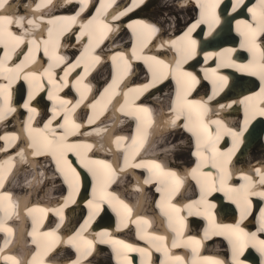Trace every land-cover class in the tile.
I'll return each mask as SVG.
<instances>
[{
  "label": "bare ground",
  "instance_id": "obj_1",
  "mask_svg": "<svg viewBox=\"0 0 264 264\" xmlns=\"http://www.w3.org/2000/svg\"><path fill=\"white\" fill-rule=\"evenodd\" d=\"M126 1H130L128 6ZM162 1L88 0L81 11V0H45V7L40 9L36 6L41 0H8L0 9V15L24 17L23 27L7 26L22 42L17 44L5 35L0 43L5 69L0 70V84L7 87V107L14 109L0 120V137H4L0 139V264H13V259L6 257L14 258L15 264H72L78 258L80 264H105L103 253L109 254V264H126V258L132 264H178L175 257L182 258L180 264H207L206 258L234 264L229 240L223 248L219 238L206 235L209 215L218 226L240 223L246 232L257 231L264 205L258 209L252 206L251 215L241 221L236 200L244 195V176H251L255 190L262 191L255 169L264 162V116L256 114L264 110V95L260 94L264 87L260 72L264 46L253 30L259 20L258 29L264 37L263 13L256 11L264 8L254 7V0L253 4L223 0L221 7V0H164L169 5L174 1L175 9L185 12L196 6L195 17L168 22L169 16L159 20L147 13L151 3ZM135 10L139 16H129ZM28 20L34 23L28 24ZM104 24L111 30L104 29ZM193 25L197 26L190 38L186 37ZM160 31L167 36H160ZM253 33L258 47L253 45ZM108 34L110 40L104 44ZM153 36L157 37L155 44H148ZM236 39L244 47L241 42L235 45ZM190 40L199 45L195 55H190ZM146 43L149 52L142 50ZM183 49L185 54L176 58L173 52ZM226 49L233 51L227 53ZM5 50L10 59H4ZM117 53H123L127 63ZM244 53L245 61L240 60ZM97 56L99 61L94 59ZM150 57L164 61V66H159L163 75L158 73L155 81L153 70L158 66ZM21 62L27 67L16 78V66ZM177 62L182 72L191 73L199 83L180 76L175 71ZM130 66L133 72L126 77ZM169 68L173 70L170 75ZM144 85L151 87L145 91ZM232 87L246 91L228 93ZM24 88L25 93L20 92ZM178 91L181 101L188 92V99L206 102L208 111L193 108L191 120L187 111L177 119L173 105ZM29 92L34 97L30 107L36 109L35 113L23 108ZM4 95L0 94V107H4ZM61 100L69 103L62 105ZM144 108L148 111H141ZM53 109L58 113L55 120ZM89 119L94 122L89 124ZM174 119L175 125L171 123ZM49 120L52 123L45 129ZM185 124L198 131L208 128L211 138L203 134L198 147L196 133L188 131ZM229 130L243 134L234 139ZM62 135H67V141H60ZM58 143L78 145L76 151L67 153L79 173L78 181L61 170L65 169L63 160L57 164L53 153ZM180 154H190V159L180 160ZM81 157L112 165L115 175L104 164H94L90 165L97 173L94 177L80 164ZM138 164L144 166L136 167ZM222 178L224 191L219 190ZM60 186L68 192H55ZM81 186L87 193L81 195ZM213 187L217 190L206 199L214 208L193 204L200 201L202 192ZM230 189L240 191L231 193ZM162 193H167V198ZM248 198L254 202V196ZM89 201H93V207H89ZM189 204H193L192 215L186 207ZM233 210L234 219L224 218ZM196 211L207 214L196 215ZM90 213L94 215L90 217ZM85 221L88 224L82 230ZM132 229L140 241L129 236L121 240L114 235L116 230ZM217 230L220 234L221 229ZM205 239L207 242H203ZM262 239L264 233L257 232V241L246 240L244 257L248 255L253 262L240 258L244 264H264V255L258 250V240ZM116 241L146 252H129ZM173 242L176 247H172ZM89 257L94 261L88 262Z\"/></svg>",
  "mask_w": 264,
  "mask_h": 264
},
{
  "label": "snow or ice",
  "instance_id": "obj_2",
  "mask_svg": "<svg viewBox=\"0 0 264 264\" xmlns=\"http://www.w3.org/2000/svg\"><path fill=\"white\" fill-rule=\"evenodd\" d=\"M68 2H71V0H68ZM142 2H143V0H141V3ZM237 3H242V0H237ZM7 4H8V0H0V9H4ZM81 4H82L81 11H84V8L88 4V0H81ZM260 6L262 8H264V0H260ZM36 7H37V9L45 7V0H41V3L37 4ZM233 10H235V8ZM249 11H253V10L249 9ZM98 12H99V9H98ZM124 14L125 13H121V15H124ZM77 15H79V13H77ZM70 19H72L74 21L75 17H71ZM95 19L96 18L94 17L93 20H95ZM113 19H118V17L114 16ZM254 19H255V16H254ZM261 21L264 22V14L261 15ZM27 23L33 24L34 22L32 20H28ZM88 23L92 24L93 21H89ZM10 25H19L20 27H23L24 26V17H20L17 19L14 17H8V16L0 15V43L4 42L5 35L16 40L17 44L22 42L20 37L14 36L13 33L8 30L7 26H10ZM196 26L197 25H193V27L189 29L188 33H185V36L190 38V33L195 29ZM103 27H104V29L111 30L110 26L108 24H104ZM251 27H252V25H249V28H251ZM83 34L84 33L82 32V35ZM251 39H252L253 45L258 47V45H255V33H253ZM46 45H47V42H45V48H44V54L45 55L48 54V49H47ZM190 45H191L190 55H195L196 41L190 40ZM39 47H40V45L38 43H36V48L39 49ZM241 47H244V45L242 44ZM231 51H233V50L232 49H226L225 50V52H227V53H230ZM30 52H31V50H30ZM117 56H119L121 59H125L123 53H117ZM117 56H113L112 59L116 60ZM137 58H139V57H137ZM4 59L5 60L10 59V56H9L7 50H5ZM94 59L96 61H99L100 57L97 56ZM148 59H151L152 61H154L155 64L158 66L157 68H155L153 70V78L155 81L159 78L157 75L158 73L160 75H163L161 67H159V66H164V61L158 60L156 57H150ZM27 60H28V57L26 56L25 61H27ZM125 63H127L126 59H125ZM3 65H4V60H0V70H5L3 68ZM76 66H78V65H76ZM26 67H27V64L25 62H21L20 65L16 66V70H15L16 71V78H19L20 73L23 72ZM165 67H167V66H165ZM7 71H12V70L7 69ZM172 71L173 70L171 68H169L168 74L169 75L172 74ZM175 71L177 73H179L180 76H182V77L190 78V81L192 83H199V81L196 79V77L193 76L191 73L181 71L180 62H177ZM260 72H261V80L264 81V62H262L260 64ZM49 76H51L50 72H49ZM25 78H27V76H25ZM221 79L223 80L226 78L221 77ZM114 83H115V81H114ZM178 83H179V81H178ZM109 87H111V85ZM149 87H151V85H144L142 90L146 91ZM105 91H107V89ZM6 93H7L6 85L0 84V94H5L4 95V107H0V120H3L8 112L14 111V109H10L7 107V104L9 101V96ZM260 94L264 95V87H261ZM188 95H189V93L186 92L184 94L183 100L181 101V93L179 91L177 92L176 103L173 105V111L176 112V114H177L176 118L177 119H179V117L181 115H183L185 111H187L188 112V118H189V120H191L193 108H198V109L202 110L203 113H206L208 111L206 102L199 101V100H190V99H188ZM214 95H215V93H214ZM52 98H53L52 95L49 94V99H52ZM212 98L213 97L210 96L208 99L211 100ZM33 99H34V97H33L32 93L29 92L28 100L23 104V108L28 109L31 113L36 112L35 108L30 107V103ZM60 103L62 105H65L69 102L61 100ZM141 111L147 112L148 109L144 108V109H141ZM256 114L264 116V110H261ZM57 115H58V113L56 112L55 109H53V118L52 119L55 120ZM93 122L94 121L92 119H89V124H91ZM51 123H52V120H49L48 123L44 125L45 129H47ZM66 123H67V120H66ZM171 123L173 125H175L176 120L175 119L172 120ZM212 123L219 124L220 122L219 121H213ZM247 123H248V121L246 119L245 124L247 125ZM59 127L61 129H63L64 125H59ZM76 127L79 128L80 126L77 125ZM185 128H187L188 131H192V132L196 133L197 141H198V147H199V144L201 142V138H202L203 134H207L209 139L211 138L210 130L206 127L201 128L198 131L196 128L190 127L188 124H185ZM97 131H99V130H97ZM229 134L232 135L234 139H237L238 137H240L243 134V132L242 131L241 132H233V131L229 130ZM0 139H4V137H0ZM13 139H14V137H13ZM59 139H60V141H67V135H62V136H60ZM49 143L52 144L51 141ZM77 147H78V145H75V144L58 143L55 145V149H54V153H53L54 158L57 160L58 165L60 164V161L63 160L64 165H65V169H61V170L62 171L66 170V175H69L73 181H78L79 173H77L76 169L74 167H72L71 162L68 161L67 153L76 151ZM85 147L91 148V145H86ZM232 151H233V149L229 150V155H231ZM197 154L199 155V153H197ZM77 155H79V153H77ZM79 162L81 165H83V167L88 168L89 171H92L94 177L96 176L97 173L93 168L90 167V165H94V164H104L105 167L108 168L109 170H111L112 174L115 175V169H112V165L106 164L103 161H93V160L87 159V157H81ZM125 164L127 165V157H125ZM143 166L144 165H139V164L136 165V167H143ZM156 167H159V165H156ZM193 171H195V170H193ZM255 171L260 177V179H259L260 187L264 188V162H262L261 168H257V169H255ZM243 178L246 181V184L241 186V189L244 190V195L242 196L241 199L236 200V203H237L238 207H240V210H241V221H243L247 216L251 215V201L249 200L248 197L249 196H259L261 198H264V191H256L255 190L256 184L253 181L251 176H244ZM145 183H148V181H145ZM221 184H222V186L219 190L224 191L223 178H222ZM216 190L217 189L213 187V188H210L206 192H202L200 201L193 202V204H202L207 209L214 208L215 205L209 203L207 201L206 197L208 195H211V192L216 191ZM239 191H240L239 189H230L229 190V192H231V193H237ZM93 193L95 196V189L93 190ZM226 195H228V199H230V200L233 199L232 195H230L228 193H226ZM119 203L121 205H123L124 208H127V205L123 204V201H120ZM193 204L186 205V207L189 209V215L193 214L191 211L193 208ZM93 206H94L93 201H89V207H93ZM95 207L98 209L99 205H95ZM176 211H179V210L177 209ZM195 214L196 215H206L207 213H202L200 211H196ZM92 215H94V213H90V217ZM208 218H209L210 223H214V217L209 215ZM258 223H259V227H258L257 231L251 232V233L246 232L244 230V228H242L240 226V223H237L235 225L216 226V227L221 229L220 234H226L227 235L229 242L232 245V259L234 261V264H244V262L240 259V257L243 255L244 249L247 247L246 240L257 241V232L264 233V208L260 209V215H259ZM87 224H88V221H85V224L81 226L82 230L87 226ZM77 235H79V233ZM101 235L102 236L106 235V233H102ZM177 235H181V233L178 231ZM206 235H207V233H206ZM141 239H143V237H141ZM157 239H163V238L158 237ZM192 240L194 242L198 243V241H195V238H192ZM70 242H71V240H70ZM90 243L91 242H89V244ZM115 243L122 244L123 248L129 252H140L142 254L146 252V250L144 248H137V247H134L130 244H124L122 241H116ZM258 245H259V248H258L259 252L261 253V255H264V239L258 240ZM172 247H176L175 242H173ZM160 250H161L160 248H157V251H160ZM164 251H165V254L167 255V249H164ZM193 251H195V249H193ZM87 254L90 255L91 251H89ZM6 259H13V264H15L14 258L6 257ZM206 259H207V264H224V262L221 260H216V259H212V258H206ZM175 260L178 262V264H180L182 258L181 257H175ZM72 264H80L79 258L75 261H72ZM126 264H132V261L128 260L126 258Z\"/></svg>",
  "mask_w": 264,
  "mask_h": 264
},
{
  "label": "rangeland",
  "instance_id": "obj_3",
  "mask_svg": "<svg viewBox=\"0 0 264 264\" xmlns=\"http://www.w3.org/2000/svg\"><path fill=\"white\" fill-rule=\"evenodd\" d=\"M164 2H166V1H162L160 4H158V3H151V5H150V8L147 10V13L149 14H152L153 15V17L154 18H158L159 20H163L162 19V17L164 18V17H170L171 18V20H167L168 22L169 21H173V20H175L176 22H179L178 20H181L182 22L184 21V20H186V18H191V17H195V16H190V15H192L191 13H192V9L193 8H196V7H192L191 9H189L187 12H185V11H182V10H180L179 8H176L175 9V3H174V1L172 2V3H170V5L169 4H165ZM162 4V5H161ZM158 5V7L159 8H161V9H159V8H157L156 6ZM161 5V6H160ZM168 6V7H167ZM170 8V9H169ZM150 11V12H149ZM195 11H196V9H195ZM196 13V12H195ZM157 14H158V16H157ZM162 16V17H161ZM161 18V19H160ZM184 18V19H183ZM173 19V20H172ZM177 19V20H176ZM180 21V22H181ZM162 23H164V21H162ZM179 25H182V24H180L179 23ZM168 136V135H167ZM179 137V136H178ZM181 138H182V134H181V136H180ZM255 150H257V149H255ZM181 155V154H180ZM187 154H183V155H181V156H178V158H180V160H186V159H190V154L188 155V156H186ZM249 155V154H248ZM251 158H253V157H251ZM61 191V193H63V194H66L67 192H68V190H67V192H63L64 190H63V187L61 188V186L59 187V189H56L55 190V192L56 191ZM222 242V241H221ZM223 243V242H222ZM107 255H109V254H106V253H103L102 254V259H103V262H106L105 264H109L108 262H109V260H108V256Z\"/></svg>",
  "mask_w": 264,
  "mask_h": 264
},
{
  "label": "water",
  "instance_id": "obj_4",
  "mask_svg": "<svg viewBox=\"0 0 264 264\" xmlns=\"http://www.w3.org/2000/svg\"><path fill=\"white\" fill-rule=\"evenodd\" d=\"M240 88H241V87H239V88H233V87H232V88H231L232 92H228V93L236 94L237 92L235 93V91H236V90H239ZM244 90H245V89H240L239 91H244ZM239 91H238V92H239ZM260 121H262V119L259 120V125L262 123V122H260Z\"/></svg>",
  "mask_w": 264,
  "mask_h": 264
}]
</instances>
